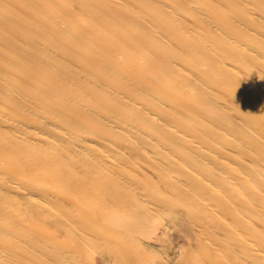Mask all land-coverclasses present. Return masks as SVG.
Here are the masks:
<instances>
[{"label": "bare ground", "instance_id": "obj_1", "mask_svg": "<svg viewBox=\"0 0 264 264\" xmlns=\"http://www.w3.org/2000/svg\"><path fill=\"white\" fill-rule=\"evenodd\" d=\"M0 264H264V0H0Z\"/></svg>", "mask_w": 264, "mask_h": 264}, {"label": "rangeland", "instance_id": "obj_2", "mask_svg": "<svg viewBox=\"0 0 264 264\" xmlns=\"http://www.w3.org/2000/svg\"><path fill=\"white\" fill-rule=\"evenodd\" d=\"M172 239H173V244L175 245V247H179V245H181L182 244V239H181V237H179V236H177V235H174L173 237H172Z\"/></svg>", "mask_w": 264, "mask_h": 264}]
</instances>
